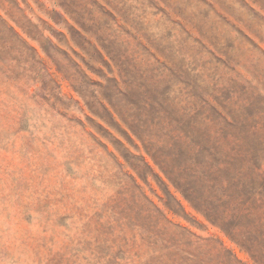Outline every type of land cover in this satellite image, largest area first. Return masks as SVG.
<instances>
[{"label": "rangeland", "instance_id": "374dc122", "mask_svg": "<svg viewBox=\"0 0 264 264\" xmlns=\"http://www.w3.org/2000/svg\"><path fill=\"white\" fill-rule=\"evenodd\" d=\"M0 264H264V0H0Z\"/></svg>", "mask_w": 264, "mask_h": 264}]
</instances>
